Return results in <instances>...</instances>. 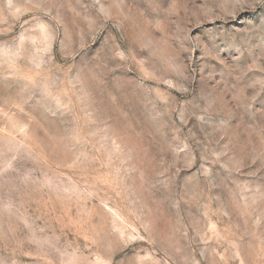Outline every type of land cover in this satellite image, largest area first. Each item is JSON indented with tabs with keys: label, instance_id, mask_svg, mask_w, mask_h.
Masks as SVG:
<instances>
[{
	"label": "rangeland",
	"instance_id": "obj_1",
	"mask_svg": "<svg viewBox=\"0 0 264 264\" xmlns=\"http://www.w3.org/2000/svg\"><path fill=\"white\" fill-rule=\"evenodd\" d=\"M0 264H264V0H0Z\"/></svg>",
	"mask_w": 264,
	"mask_h": 264
}]
</instances>
